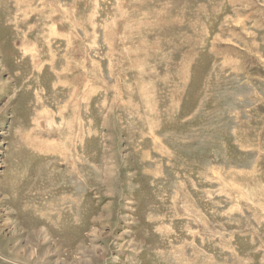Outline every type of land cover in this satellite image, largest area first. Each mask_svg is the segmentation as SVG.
<instances>
[{
	"label": "rangeland",
	"instance_id": "1",
	"mask_svg": "<svg viewBox=\"0 0 264 264\" xmlns=\"http://www.w3.org/2000/svg\"><path fill=\"white\" fill-rule=\"evenodd\" d=\"M0 264H264V0H0Z\"/></svg>",
	"mask_w": 264,
	"mask_h": 264
}]
</instances>
